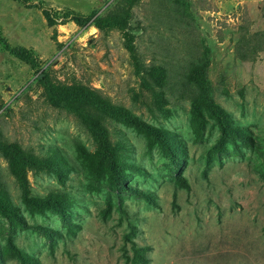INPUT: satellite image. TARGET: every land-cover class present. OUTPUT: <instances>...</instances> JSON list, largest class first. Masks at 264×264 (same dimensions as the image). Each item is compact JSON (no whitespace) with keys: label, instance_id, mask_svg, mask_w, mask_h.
<instances>
[{"label":"rangeland","instance_id":"obj_1","mask_svg":"<svg viewBox=\"0 0 264 264\" xmlns=\"http://www.w3.org/2000/svg\"><path fill=\"white\" fill-rule=\"evenodd\" d=\"M112 1L0 0V143L60 168L26 166L22 186L0 150V188L22 217L0 212V264H19L8 244L34 264H264V0H138L125 28H98L88 17ZM43 70L163 130L166 147L85 106L123 165V187H108L81 156L94 159L95 134L48 101ZM23 190L70 203L34 211Z\"/></svg>","mask_w":264,"mask_h":264},{"label":"trees","instance_id":"obj_2","mask_svg":"<svg viewBox=\"0 0 264 264\" xmlns=\"http://www.w3.org/2000/svg\"><path fill=\"white\" fill-rule=\"evenodd\" d=\"M138 0H113L103 13L97 15L92 14L91 22L98 28H125L129 17V9ZM126 5V6H125ZM72 19L80 24L85 21L77 15H73ZM41 80L43 89L45 91L48 101L54 106H65L72 110L78 111L83 116L85 124L90 128L91 132L95 134L99 142L100 149L94 153V159L88 158L87 154L81 150V156L84 158L89 172L95 177L101 176L106 173V183L108 187L113 189H120L123 187V165L115 158L114 153L108 149L105 139V129L100 123L99 118L93 113L88 112L85 106H92L95 109L103 112L110 111V115L116 117L127 125L135 127L138 131L142 132L146 138L151 141H157L162 147H166L167 135L163 130L155 128L146 124L145 122L131 116L127 111L122 109H107L106 101L98 94L97 91L81 84H63L52 81L47 71H41ZM153 77L156 79L158 85H162L165 73L161 67L155 68L152 72ZM212 112L221 120L226 119L227 114L217 107L210 105ZM107 113V112H106ZM224 129L232 135L240 138H245L244 130L232 128L229 124H225ZM0 150L7 160L8 169L21 183L25 184L24 168L32 166L37 168H46L49 170L58 171L60 168L52 157L37 159L34 155L24 153L15 144H2L0 143ZM179 183L186 187L182 178H179ZM22 201L26 206L34 211H42L48 209L57 213H62L63 210L69 205V198L61 192L50 193L42 198L29 197L26 191L23 190ZM0 212L8 220L11 225L19 224L22 217L17 213L15 207L10 203L5 191L0 188ZM140 249L135 248L134 256L137 260L144 262L145 258L140 252ZM3 258L5 260L13 258L19 261V264H34V262L26 255L20 252L12 244H8L3 249Z\"/></svg>","mask_w":264,"mask_h":264}]
</instances>
